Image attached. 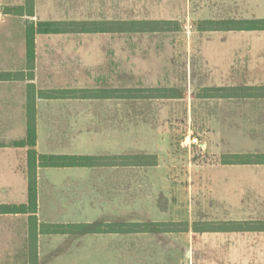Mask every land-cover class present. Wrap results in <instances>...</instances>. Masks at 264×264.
Wrapping results in <instances>:
<instances>
[{
	"label": "crops",
	"instance_id": "1",
	"mask_svg": "<svg viewBox=\"0 0 264 264\" xmlns=\"http://www.w3.org/2000/svg\"><path fill=\"white\" fill-rule=\"evenodd\" d=\"M260 1L0 0V205L28 203L29 148L18 144L27 138L30 101L38 154L107 159L95 167H38V232L31 235L30 214H0V264H264V231L232 227L264 222V165L222 163L225 155H264V31L187 33L179 20L136 13ZM151 21L178 22L180 29L120 31L121 23ZM55 22L74 23L77 31L36 34L31 71L27 29ZM86 24L106 30L81 31ZM218 88L262 94L198 97ZM147 89L174 90L176 97L120 93ZM49 91L73 95L40 96ZM175 121L178 132L191 121L203 144L191 175L203 192H185L182 162L172 151ZM124 156L157 161L112 160ZM40 224L110 230L44 234ZM119 224L175 225L115 231Z\"/></svg>",
	"mask_w": 264,
	"mask_h": 264
},
{
	"label": "trees",
	"instance_id": "2",
	"mask_svg": "<svg viewBox=\"0 0 264 264\" xmlns=\"http://www.w3.org/2000/svg\"><path fill=\"white\" fill-rule=\"evenodd\" d=\"M30 4L28 3V6ZM32 5L27 8L28 13H32ZM175 26V27H174ZM174 27V28H173ZM179 23L174 21H151L137 23H121V32H155V31H179ZM99 24H86L83 32H98L103 31ZM199 31H264V19H222V20H202L198 23ZM77 31L74 23H39L37 26L30 25L27 29V51L28 65L31 71L34 69L35 61V36L36 34L50 33H65ZM33 72L31 73V75ZM262 90L251 89H205L202 90L198 97L200 98H226V97H241V96H256L261 95ZM122 97H138V98H173L176 97V91L163 89H147V90H126L121 91ZM70 91H49L41 92V97L47 98H63L72 96ZM36 121L34 103L29 102L28 105V134L25 141L19 143L20 146H26L28 150V180H29V198L26 205L7 206L0 205V214H30V232L33 235V230L38 232V197H37V179L36 171L38 167L43 168H73V167H95L106 161V158L84 157V156H66V155H40L36 151ZM115 164L121 166L128 165H146L155 164L157 158L154 156H124L112 159ZM224 165H264V155H225L222 157ZM41 233L44 234H67V233H102L109 232L106 228L110 226L92 224V225H52L40 224ZM175 224H144V225H128L119 224L113 225L115 231H125V228L130 227H145L152 231L171 230ZM187 224H183L186 226ZM199 224H196L198 227ZM234 230L243 231H264V222H253L237 226L232 224ZM82 228V229H80ZM197 229V228H195ZM127 231V230H126ZM36 232V233H37ZM32 245L34 239L31 237Z\"/></svg>",
	"mask_w": 264,
	"mask_h": 264
},
{
	"label": "rangeland",
	"instance_id": "3",
	"mask_svg": "<svg viewBox=\"0 0 264 264\" xmlns=\"http://www.w3.org/2000/svg\"><path fill=\"white\" fill-rule=\"evenodd\" d=\"M259 1V0H258ZM258 4V5H257ZM185 10H173L168 8H157L147 10H136L137 15L163 17L164 19L179 20L181 27L184 26V32H195L198 28L199 20H221V19H263L264 18V0L254 2L252 4H235L232 7H217V8H202V9H186ZM129 10H122V15H130ZM175 27V26H174ZM173 27V28H174ZM260 32V31H257ZM173 127L174 140L172 144L173 154H176L178 160L182 162L183 168L182 174L184 176L185 192L191 193L194 191L203 192V185H195L194 178H192V172L194 171L193 164L195 162V154H197L199 147H194L192 150L183 149L181 146L182 141L189 135H196L192 126V122H184L186 126L180 128L179 132L176 131L177 122H170ZM181 130V131H180ZM199 137V136H197ZM180 175V174H179ZM193 183V184H192Z\"/></svg>",
	"mask_w": 264,
	"mask_h": 264
},
{
	"label": "built area",
	"instance_id": "4",
	"mask_svg": "<svg viewBox=\"0 0 264 264\" xmlns=\"http://www.w3.org/2000/svg\"><path fill=\"white\" fill-rule=\"evenodd\" d=\"M183 149L192 150L194 147L203 148V144L199 137L195 135L187 136L181 143Z\"/></svg>",
	"mask_w": 264,
	"mask_h": 264
}]
</instances>
